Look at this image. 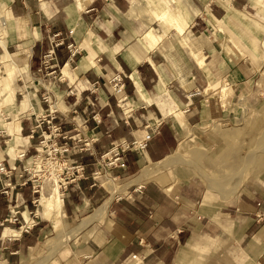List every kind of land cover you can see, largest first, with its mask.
Instances as JSON below:
<instances>
[{
  "label": "crops",
  "instance_id": "crops-1",
  "mask_svg": "<svg viewBox=\"0 0 264 264\" xmlns=\"http://www.w3.org/2000/svg\"><path fill=\"white\" fill-rule=\"evenodd\" d=\"M0 20L2 105L14 104L0 108V159L13 184L9 195L0 191V264H14L32 244L31 231L10 221L11 209L28 223L41 220L26 214L34 205L26 167L41 153L38 117L54 115L67 134L57 139L69 146L62 156L85 166L62 198L71 216L113 195L116 183L91 173L102 170L100 155L114 141L156 128L143 151L128 150L125 165L108 172L137 177L189 127L206 138L209 125L236 116L242 94L264 90V0H0ZM52 36L63 42L55 77L38 70ZM116 72L124 76V111L108 85ZM77 136L94 137L91 149H79ZM132 185L111 203L83 264H264V184L242 185L224 200L201 198L192 181Z\"/></svg>",
  "mask_w": 264,
  "mask_h": 264
},
{
  "label": "rangeland",
  "instance_id": "rangeland-1",
  "mask_svg": "<svg viewBox=\"0 0 264 264\" xmlns=\"http://www.w3.org/2000/svg\"><path fill=\"white\" fill-rule=\"evenodd\" d=\"M2 27L3 25L0 26V29ZM1 75L4 76L5 74ZM4 81L0 78V108L13 107L14 104L2 105V100L5 99L6 86ZM14 88L16 89V85ZM221 89V93L227 95L225 87ZM24 99L28 100L27 95ZM173 103L175 104V102ZM28 106L29 104L27 108ZM52 106L54 105L52 104ZM176 110L180 113V116L177 115L179 121L184 125V114L181 112L183 110L178 107L174 109V111ZM225 121L209 125L212 134L206 138L193 137L189 127L188 132L181 133L169 149V152H172L171 154L159 162L147 164L150 168L161 164V168H156V170L144 175L142 170L137 177L135 175L138 171L133 175H122L115 178L113 175H109V168L106 166H103L100 171L93 170L91 174L98 179V182L106 186V182L112 179L116 183L113 189L119 187L120 190L112 196H110L109 190L106 191L104 195H101L102 197L98 198L97 203H93L77 211L76 215L71 216L67 213L64 203L63 212L55 214L49 208H46L48 211L44 212L45 210L39 202L42 192L47 196L56 193L59 179L63 176V167L69 164L60 163V161L51 158L46 159L47 152L42 151L43 149L40 146V156L38 160H34L37 164L33 166V170L31 169L39 178L30 179L31 189L35 186L37 188L36 191H33V198H36V201L32 206L33 209L26 214L30 218L32 216L36 220H41L39 224H36L37 222L31 218L30 223H28L26 218L23 220L21 218L23 216L18 211L16 212L18 217L16 223L20 225L32 223L33 225L29 229L32 235L30 237L32 244L21 251L20 258L14 264H83L88 241L95 230L109 220L108 209L111 210V203L119 195L127 193L133 186L132 184L140 185L143 182L154 180L168 189L172 185L192 181L199 186V196L201 198L216 200H224L233 196L242 185H249L250 183L263 185L264 90L242 94L238 99L236 116ZM33 162L28 167L33 165ZM83 167H85L84 164ZM27 175L29 176L30 173L27 172ZM83 176L84 168L82 174H80V177ZM207 178L218 184V188L209 187L210 184L206 181ZM129 180L131 181L128 182ZM3 181H5L4 177ZM221 181L225 182L220 184ZM124 182L128 183L124 184ZM69 183H72V181ZM67 187L61 194L62 198L67 191ZM59 188L61 192L63 188L61 186ZM105 197L109 198L102 202ZM91 211L93 213L87 216ZM21 220L23 223L20 222ZM125 264H140V262L137 258H134L126 261Z\"/></svg>",
  "mask_w": 264,
  "mask_h": 264
},
{
  "label": "built area",
  "instance_id": "built-area-1",
  "mask_svg": "<svg viewBox=\"0 0 264 264\" xmlns=\"http://www.w3.org/2000/svg\"><path fill=\"white\" fill-rule=\"evenodd\" d=\"M4 25L3 21L0 20V26ZM54 36H52V40H50V46L47 48L40 57V63L38 70L44 74H53V77L56 76V67L54 66V62L56 61V48L61 45L63 42L59 41L57 39H53ZM69 49H71V44L68 45ZM71 51V50H70ZM71 56L74 55V53L70 52ZM97 81H95V85L93 86V89L97 86ZM108 85L110 87V91L118 96L117 101L122 107L123 111L124 108L122 106L123 101L126 98V94L124 93V76L120 72H116L113 75H111L108 79ZM42 98L45 100H49L48 93H42ZM54 115L52 113L44 114L37 118L36 124L34 125V129L40 130V137L39 138V145L42 147V151L47 152V158L55 159L57 161L63 162L64 164L69 163L68 165H65L63 167V176L61 179H59V186L63 188L61 190V194H63L64 189L67 187V184L71 181L76 180L80 177V174L83 172V164L81 162H75V161H67L63 156V151L68 150L69 146L64 142L63 146H60L57 144L58 137L66 138L67 134L62 130L61 123L54 122L53 121ZM156 128H153L152 131H146L141 138H134L132 140H126V139H119L112 143L111 146H109L103 153L100 155V163L102 166H106L108 168L114 167V166H124L125 165V157L128 150L131 149H139L143 150L145 149L147 145L148 139L151 137L152 132L155 131ZM75 140L77 142L82 141L83 145L79 147V149H91V144L94 142V137H88L85 138L83 136H77L75 137ZM40 151V150H38ZM23 152L21 153V155ZM40 155L37 157H34V160H38ZM37 163L34 161L33 165L26 167V171L30 173L29 177L31 180L38 179L39 177L34 174V171H31V169H34V165ZM11 172V168L5 164L3 160L0 159V176H3L5 181L4 185L0 187V191L4 192L5 194L9 195V189L13 186L11 181L9 180V175ZM36 187V186H35ZM33 188V191H36L37 188ZM36 201V198H33V202ZM12 216L10 219L15 222L18 220V217L16 215V211L11 209ZM33 224H24V231H29Z\"/></svg>",
  "mask_w": 264,
  "mask_h": 264
},
{
  "label": "bare ground",
  "instance_id": "bare-ground-1",
  "mask_svg": "<svg viewBox=\"0 0 264 264\" xmlns=\"http://www.w3.org/2000/svg\"><path fill=\"white\" fill-rule=\"evenodd\" d=\"M24 105H26V102H24ZM161 166L162 165L159 164L158 166H156L154 168H150V166H148L146 164L144 166V168H143V172L142 173L144 175L145 173H148L150 171L152 172L153 170H156V168H161ZM206 181L210 184V185L208 184L209 187L218 188V184L213 182L211 179L207 178ZM218 181H220V180H218ZM226 181H228V180H226ZM223 182H225V181H221L220 184H223ZM59 187H60L59 185L56 187V191H55L56 193L55 194H52V195H49V196H47L45 193L42 192L41 197L39 199V202L42 205L43 209L45 210L44 212L48 211L46 208L51 209L52 212H54L55 214H57V213L60 214V213L63 212V200H62V197H61V192H60V188ZM119 190H120L119 187H117V188L115 187L113 189V191H112V194H114V195L117 194L119 192ZM222 192H223V190H222ZM98 213L100 214V212H98Z\"/></svg>",
  "mask_w": 264,
  "mask_h": 264
}]
</instances>
